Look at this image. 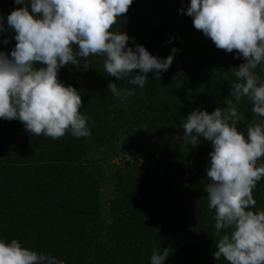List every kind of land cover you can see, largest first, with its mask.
I'll use <instances>...</instances> for the list:
<instances>
[{"label":"trees","instance_id":"obj_1","mask_svg":"<svg viewBox=\"0 0 264 264\" xmlns=\"http://www.w3.org/2000/svg\"><path fill=\"white\" fill-rule=\"evenodd\" d=\"M187 4L133 0L112 26L157 57L178 49L158 80L146 74L143 88L108 76L102 56L90 55L87 68L67 64L59 69L58 80L80 92L88 137L66 131L52 139L28 133L21 121L0 119V239H17L65 264H149L159 247L169 252L164 264H228L213 256L214 209L208 208L204 191L211 145L201 139L191 146L181 138L180 124L192 110L223 109L228 100L237 107V128L245 135L261 118L246 97L237 102L230 95L243 58H234L236 50L216 48L195 29L192 18L178 12ZM14 7L22 5L0 0V16L6 18ZM13 35L0 33V51L11 52ZM255 71L264 76L259 67ZM109 82L135 91L121 100L107 91ZM120 147H128L136 159L135 152L142 151L140 158L152 164H130L126 176L117 172L104 178L92 164L91 151L113 153ZM261 162L264 157L257 165ZM252 195V210H264V177Z\"/></svg>","mask_w":264,"mask_h":264},{"label":"clouds","instance_id":"obj_2","mask_svg":"<svg viewBox=\"0 0 264 264\" xmlns=\"http://www.w3.org/2000/svg\"><path fill=\"white\" fill-rule=\"evenodd\" d=\"M133 0H14L22 5L0 16V33L11 31L16 41L9 54L0 51V119L18 120L34 135L56 139L66 131L75 138L88 137V117L80 112L81 95L58 80L61 67H89L90 55L103 57L108 76L126 79L143 88L147 73L158 80L171 65L175 47L167 57L152 55L124 31L112 30L117 17ZM178 12L192 18L195 29L215 47L243 63L230 95L246 97L251 112L261 119L238 130L240 116L232 100L212 112L194 109L180 124L181 137L191 146L201 139L211 145L204 186L208 208L214 209L213 256L228 264H264V210L253 211L252 191L264 177V0H188ZM169 38L166 43H171ZM129 40L133 41L128 46ZM9 41L3 40L4 44ZM75 45V50L73 48ZM138 70V71H134ZM112 96L126 99L135 89H119L109 82ZM223 230V234L221 232ZM167 248H154L149 264H164ZM0 264H65L55 256L24 247L17 239H0Z\"/></svg>","mask_w":264,"mask_h":264},{"label":"rangeland","instance_id":"obj_3","mask_svg":"<svg viewBox=\"0 0 264 264\" xmlns=\"http://www.w3.org/2000/svg\"><path fill=\"white\" fill-rule=\"evenodd\" d=\"M137 147V146H136ZM130 148H132L130 146ZM128 147H120L116 148V150L112 153L107 149L105 151H91L92 164L97 168L99 173L104 178H110L113 174L120 172L124 176H126V172L129 171L128 168H131V165H139V164H152L151 161L140 158V154L142 151H136L135 154L138 157L137 159L130 155V152L127 151ZM131 151V150H130Z\"/></svg>","mask_w":264,"mask_h":264}]
</instances>
